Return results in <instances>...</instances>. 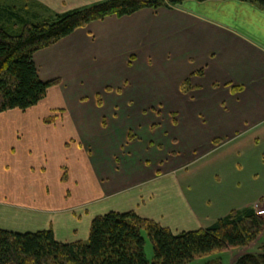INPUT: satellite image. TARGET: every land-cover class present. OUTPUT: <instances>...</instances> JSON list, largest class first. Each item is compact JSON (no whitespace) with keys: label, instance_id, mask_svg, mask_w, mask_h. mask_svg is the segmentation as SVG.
Masks as SVG:
<instances>
[{"label":"crops","instance_id":"0c3cea01","mask_svg":"<svg viewBox=\"0 0 264 264\" xmlns=\"http://www.w3.org/2000/svg\"><path fill=\"white\" fill-rule=\"evenodd\" d=\"M37 1L64 13L103 0ZM34 59L43 81H61L38 105L0 114V224L9 230L52 229L71 243L111 211L180 232L264 206L246 181L264 154L257 4L186 0L112 15ZM199 177L217 189L199 191ZM231 178L237 192L222 182Z\"/></svg>","mask_w":264,"mask_h":264},{"label":"trees","instance_id":"16d2710c","mask_svg":"<svg viewBox=\"0 0 264 264\" xmlns=\"http://www.w3.org/2000/svg\"><path fill=\"white\" fill-rule=\"evenodd\" d=\"M184 1L103 0L57 13L37 0H0V114L38 105L60 83V78H40L34 59L37 51L90 22L132 15L144 8H170ZM247 1L264 9V0ZM188 88L186 81L183 90ZM242 89L233 87V91ZM145 232L153 245L152 261L145 253ZM263 232L264 216L254 207L234 209L208 227L180 232L134 211H111L93 219L87 241L61 242L52 229L19 232L0 228V264H185L248 246ZM262 249L243 253L233 264H264V244ZM205 264L224 263L219 258Z\"/></svg>","mask_w":264,"mask_h":264},{"label":"rangeland","instance_id":"374dc122","mask_svg":"<svg viewBox=\"0 0 264 264\" xmlns=\"http://www.w3.org/2000/svg\"><path fill=\"white\" fill-rule=\"evenodd\" d=\"M259 145L263 147L264 141H261V143ZM256 169H257V174L256 173L252 174L251 181H249V180H246V181L248 183H250V185L256 184V187L258 188V195H257L258 201L257 202H260V199L264 198V154L263 153L261 154V158L257 163ZM185 174H186V171H184L181 176L184 177ZM235 180H236L235 178H231L229 180H222V182L223 181L224 182L225 181H233V182H231L230 186L232 187V185H234V187H235L234 190L237 192V180L236 181ZM195 182H196V186H197L199 191L202 190L204 188V186L207 185L208 193L215 191V189H217V187H218V186H210V182L206 183V181L204 179H202V177H199V179L195 180ZM207 195H209V194H207ZM211 205H212V207L214 206V204H211ZM259 208H264V206L260 205ZM0 227L10 229L12 226H8L7 224H0ZM144 238L146 241V243H145L146 256L150 261H152L153 257H154L153 245H152V242H151V240H150V238L146 232L144 233ZM263 244H264V232L255 241L250 243L248 246L241 247V248L229 249V250H225L222 252L214 253V254H211V255H208L205 257L197 258V259L190 261L188 263H185V264H205L208 261H211L214 259H219V258L221 259V261L224 264H233L239 254H242L245 252L250 253V252L263 251V249H262Z\"/></svg>","mask_w":264,"mask_h":264},{"label":"built area","instance_id":"2783aa9c","mask_svg":"<svg viewBox=\"0 0 264 264\" xmlns=\"http://www.w3.org/2000/svg\"><path fill=\"white\" fill-rule=\"evenodd\" d=\"M256 211L260 216H264V208H259V206H256Z\"/></svg>","mask_w":264,"mask_h":264}]
</instances>
